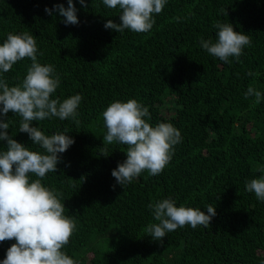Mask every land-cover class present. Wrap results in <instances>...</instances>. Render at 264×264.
Returning <instances> with one entry per match:
<instances>
[{
    "label": "trees",
    "instance_id": "1",
    "mask_svg": "<svg viewBox=\"0 0 264 264\" xmlns=\"http://www.w3.org/2000/svg\"><path fill=\"white\" fill-rule=\"evenodd\" d=\"M73 3L79 23L66 25L45 8H67V0H0V44L9 33L33 35L38 62L60 77L53 98L82 96L78 125L55 117L31 125L46 135L67 129L75 141L42 179L62 193L65 215L77 223L62 250L78 264H264V201L245 187L264 175V0H167L147 33L105 29L108 20L120 23L121 12L103 0ZM217 22L251 37L239 62L200 46L201 38L215 41ZM31 63L18 61L0 78L20 85ZM249 86L261 92L260 103L245 98ZM129 99L149 109L152 126L171 123L182 139L161 174L145 170L121 187L111 172L127 159V146L104 141L102 113ZM21 119L7 114L8 135L43 154L19 132ZM6 148L0 141V152ZM166 198L205 213L211 205L216 215L208 228L185 226L154 240L145 231L158 223L148 205ZM14 243L0 242V262Z\"/></svg>",
    "mask_w": 264,
    "mask_h": 264
},
{
    "label": "clouds",
    "instance_id": "2",
    "mask_svg": "<svg viewBox=\"0 0 264 264\" xmlns=\"http://www.w3.org/2000/svg\"><path fill=\"white\" fill-rule=\"evenodd\" d=\"M67 3V8L58 4L54 9L45 8V12L51 16L55 10L65 18L66 25H76L79 23L77 9L73 0ZM79 3L86 6L85 0ZM103 4L109 9L119 8L121 12L120 23L108 20L105 29L117 33L125 30L147 33L155 24L154 15L163 11L167 0H103ZM214 27L218 30L215 41L201 38L200 46L220 61L228 63L234 57L239 62L244 48L251 46V37L234 31L230 23L217 22ZM38 55L43 53L38 52L36 38L28 32L9 33L0 44V73L9 72L25 58L32 62L20 85L9 87L0 78V141L7 142L6 151L0 152V242L16 241L0 264H78L62 250L77 230L76 220L65 215L62 193L42 184L46 174L58 170L59 154L65 153L75 141L66 134L67 129L46 135L31 125L33 121L53 117L62 121L71 118L78 125L77 109L82 96L72 95L62 102L53 98L60 86V77L53 65L39 63ZM250 96L255 97L256 103L261 102V92L251 86L245 98ZM9 112L22 118L19 132L28 134L35 145L44 149L43 154L29 150L8 135L11 121L4 122V118ZM102 117L107 129L104 141L127 146V159L111 172L121 187L131 184L145 170L152 176L161 174L182 139L180 131L171 123L152 126L145 119H150L149 109L135 99L110 103ZM33 175L37 178L32 179ZM245 187L259 201H264V175L246 182ZM148 208L158 221L145 229L154 240H162L166 233L185 226L208 228L216 215L211 205L206 214L199 208L177 207L171 198L150 203Z\"/></svg>",
    "mask_w": 264,
    "mask_h": 264
}]
</instances>
